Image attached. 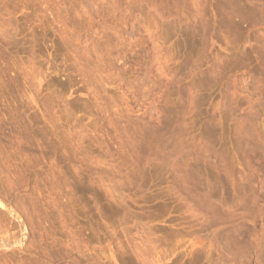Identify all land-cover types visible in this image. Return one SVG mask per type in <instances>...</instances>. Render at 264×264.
<instances>
[{
  "label": "rangeland",
  "instance_id": "1",
  "mask_svg": "<svg viewBox=\"0 0 264 264\" xmlns=\"http://www.w3.org/2000/svg\"><path fill=\"white\" fill-rule=\"evenodd\" d=\"M263 9L0 0V264H264Z\"/></svg>",
  "mask_w": 264,
  "mask_h": 264
},
{
  "label": "bare ground",
  "instance_id": "2",
  "mask_svg": "<svg viewBox=\"0 0 264 264\" xmlns=\"http://www.w3.org/2000/svg\"><path fill=\"white\" fill-rule=\"evenodd\" d=\"M261 2V1H260ZM249 3V2H248ZM254 3V2H253ZM249 5V4H248ZM250 6V5H249ZM256 7V5H254ZM262 7V5H260ZM261 9V8H258V10ZM262 10V9H261ZM264 10V9H263ZM257 11V10H256ZM247 13V12H246ZM257 14V13H256ZM249 15V14H247Z\"/></svg>",
  "mask_w": 264,
  "mask_h": 264
}]
</instances>
